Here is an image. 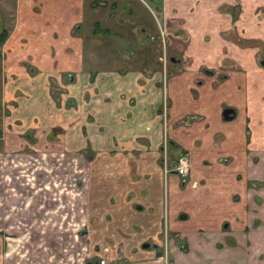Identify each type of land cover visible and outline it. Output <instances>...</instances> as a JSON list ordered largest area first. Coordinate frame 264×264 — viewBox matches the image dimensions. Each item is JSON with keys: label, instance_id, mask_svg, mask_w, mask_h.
<instances>
[{"label": "crops", "instance_id": "0c3cea01", "mask_svg": "<svg viewBox=\"0 0 264 264\" xmlns=\"http://www.w3.org/2000/svg\"><path fill=\"white\" fill-rule=\"evenodd\" d=\"M97 1L99 0H16V26L0 45V81L6 84V98L16 104L5 116L7 123L12 119L11 134L21 135L29 129L33 130L34 139L41 132L56 129L59 131L56 142H62L68 149L81 146L94 151L95 157L104 160L101 163L116 158L109 155L122 154L125 149L149 146L151 151L159 150L166 137L174 138L173 141L186 147L189 154L191 167L188 181L184 185L185 190L180 193L175 189L176 175L168 177L165 169L152 166L153 159L145 160L142 161L144 166L139 173H148L151 183L155 182V189L148 185L150 181L147 182L142 177L133 180L129 176L131 185L125 186L122 193L117 195L113 190L107 192L118 199L109 211H113L115 215L131 212L128 210L129 204L122 199L124 193L129 191L131 197L136 198L134 203L141 204L134 205L139 222L136 229L141 231V235L145 234L143 230H149L146 233L149 236L159 233L163 214H167L169 219L170 214L175 218L177 209L185 210L186 219L169 221L168 231L173 232L174 236L163 243L157 239L153 247L141 248L140 244L144 240L137 234L123 253L137 261L149 260L141 264H264V192L259 195L262 203L256 204L257 211L253 212V217L259 220H251L247 207L253 203L248 196L249 189L244 188L240 181H235L233 176L232 179H227L225 165L222 166L215 160L218 156L215 150L223 153L242 148L239 131L247 112L243 109V102L237 108L225 101L226 106L237 109V116L234 120L223 121L220 118V108L224 103H220L219 93L211 89L213 82L210 76L199 87V94L193 97L190 86L194 81L195 69L200 70V67L193 64L190 66L193 72L188 70L189 73L177 71L178 66L173 71L168 69L166 93L172 100L168 109V118L171 119L167 121L169 126L163 137L161 122L155 117L159 115L158 107L162 99L161 70L155 59L159 47L154 49L153 46L140 42L145 24L136 20L133 23L131 18L134 17L135 9H121L124 3L122 0H100L107 1V5H99ZM185 1L189 4L194 0H149L150 5L158 10L162 21H157L153 31L158 32L165 26L163 18L166 14L169 16L171 6L177 7V13L183 15L185 12L180 6ZM114 5L117 7V15L109 14L113 10L110 6ZM146 5L149 13L150 7L147 3ZM125 12L128 15L123 14ZM193 14L190 15V20L193 19ZM85 17L91 21V35L105 38L98 41L100 44L94 43L88 48L96 49L97 55L84 47L82 36L78 34L88 24L84 23ZM179 25H182L181 22ZM187 26L188 30H198L193 24ZM166 27L168 32L169 26ZM125 28L135 32L123 33ZM257 32H264V27L258 28ZM114 36H133L135 48L130 43L126 46L128 50L112 47L111 39ZM87 53L91 59L87 57ZM228 72L227 77L233 78L226 86L227 96L223 97L226 100L235 98L240 79L241 82L244 81V78L232 73V69ZM52 88L57 91L56 95ZM182 90L188 93V98L179 97ZM262 105L264 109L263 101ZM194 109L201 110L202 119L194 118L191 123L180 125L174 122L184 112ZM216 109L219 111L218 118ZM249 113L264 126V111L254 114L251 109L248 115ZM15 120L16 124L13 123ZM207 124L212 131L222 132L228 142L213 149L209 146L210 135L202 139L196 150H192L188 145H191L190 142L196 136L202 138L203 134H209L210 129L205 128ZM182 132L187 134L186 138H183ZM240 159V156H235L229 164V172L231 168L240 167ZM121 162L118 161L119 168H123L124 174L128 175L125 172L129 169ZM108 177L110 181H119L124 175L115 172L112 175L104 174V179ZM250 177L262 180L264 171ZM124 181L122 179L123 183ZM167 181L172 191L171 209ZM192 181L204 182L205 188L201 191L191 187ZM140 186H145L146 189L142 195ZM211 191L216 192L218 199L213 203V209H210L209 202L203 205L204 199L202 200L203 196H210ZM232 193L239 195L237 201L233 200ZM156 198H163V209L158 212L159 208H156L152 213L150 202ZM216 203L218 206L215 210ZM145 213L151 216V220L147 219L149 224H142L140 220ZM197 217L200 219L191 221ZM119 227L122 232L127 226ZM156 244L160 246L159 250L163 246V250L167 251L164 263L156 259L160 253ZM108 256L111 259L109 253Z\"/></svg>", "mask_w": 264, "mask_h": 264}, {"label": "rangeland", "instance_id": "374dc122", "mask_svg": "<svg viewBox=\"0 0 264 264\" xmlns=\"http://www.w3.org/2000/svg\"><path fill=\"white\" fill-rule=\"evenodd\" d=\"M122 1L124 3L121 5V9L129 7L135 9L134 17L131 18L133 23L136 20L145 24V31L141 33L140 42L153 46L154 49H157L156 47L159 45L161 55L165 52L167 61L165 68L163 69V61L158 66L162 73L164 70H166L165 73L168 72V69L173 71L175 66H178L177 71L184 70L185 73H189L187 71L190 70L193 72L190 66L195 64L196 67H200L201 73L195 69L193 84H195L196 92L192 91L191 95L197 96L200 92L199 85L203 81H207L211 75L210 78L213 82L211 89L219 93L220 103L225 104L226 101L237 107L240 102H243V109L247 112L244 114L239 131L243 142L242 148H236L235 151H223V153L221 150L220 152L215 150L218 153L215 160L222 166L225 165L227 179H232L233 176L234 180L240 181L244 188H252L256 191L248 190L251 201L252 196L256 201H261V197L258 196L263 195L261 192H264V179L250 181L252 180L250 175L253 176L259 171L261 173L264 171V126L250 113L248 115V112L251 109L254 114L264 111L262 107V101L264 102V66L260 65V61H264V32H257L258 28L264 27V0H194L189 4L185 1L184 5L180 6L185 13L178 14L177 7L171 6L169 16L166 14L163 18L165 26H162L159 32L153 31L159 16L156 8L150 5L149 0ZM145 2L150 7V10L147 9L149 13L146 11ZM105 3L106 1H97L99 5ZM193 12L195 13L193 14ZM17 13L16 0H0V32H5V39L16 26ZM191 14H193L192 20L189 19ZM160 20L159 22H162ZM85 22L88 24H85L83 31L78 34L82 36L84 47L88 49L94 43L100 44L98 41L105 38L91 35L89 32L92 27L89 24L91 21L85 17ZM180 22L182 25H179ZM191 24L198 30H188L187 25ZM166 26H169L168 32ZM117 32L121 31L117 30ZM122 32L135 31L125 28ZM71 33L76 35L75 32ZM111 40L112 47L128 50L126 46L130 43L135 48L133 36L131 38L128 36L115 37ZM88 50L98 54L96 49ZM170 55L176 58L175 63H170L167 60ZM87 57L91 59L88 53ZM155 59L158 60L157 57ZM1 69L0 61V71ZM230 69H232V73L244 78V81L241 82L240 79V85L235 90L237 93L235 98L226 100L224 99L227 96L226 86L233 78L232 76L227 77ZM163 82L164 80H162ZM5 89L6 84L0 81V130L3 133V139L0 138V264H76L79 258L84 256L85 251H89L88 256H91L93 252L102 254L101 248L105 246L109 247L108 253L112 257L108 262L127 264L129 258L123 256L122 248L125 252L126 246L130 245V240L132 241L141 232L136 229V224L139 223L134 212L136 198H132L129 191H126L122 199L129 204L128 210L131 212L115 215L109 209L116 205L118 199L107 192L113 190L114 194L122 193L125 186L131 185L129 176L133 177V180L142 177L149 182L151 176L149 177L148 173L144 171L142 175L139 173L144 166L142 161H152L151 159H153L152 166H158L164 170V166L172 165V158L176 155L188 154L186 147L173 141L174 138L166 137V139L164 138L166 142L161 143L159 150L151 151L149 146L137 147L134 150L125 149L122 154L109 155L111 158L114 156L116 158L101 163L104 160L95 157L94 151H89L81 146L68 149L62 142H56L55 140H58L56 135L59 133L56 129H51L50 134L45 131L41 132L35 138L36 141L31 143L24 139L23 134L5 132V127H11L12 124V119L8 120L10 125L6 122L7 113L5 110L9 111L11 105L16 107L14 101L6 98L8 96L5 95ZM186 89L188 90V85ZM187 95L188 93L182 90L179 97L186 99ZM170 98L167 93L162 95L161 104L158 107L159 115L155 116L161 122L163 137L166 136L169 126L167 121L171 119L168 118L169 104L172 102ZM216 112L218 118V109ZM201 115H203L201 110H188L174 122L179 125L191 123L195 120L194 118L202 119ZM13 123L16 124V120ZM205 128L210 129L209 134H203L202 138L196 136L190 142L191 145H188L192 150H196L201 145L202 139L204 140L210 135L211 145L209 146L213 149L219 148L221 143L228 142L222 132L212 131L208 124ZM25 133L30 136L33 134L32 131H25ZM43 133L47 134L46 139ZM82 133H84L83 130ZM186 135L185 133L183 138H186ZM50 138L53 140L50 141ZM237 155L241 157V165L231 168V172H229V164ZM118 161L125 163V168L129 169L125 172L128 175L124 174L123 168H119ZM258 168H260L259 171H257ZM113 171L124 175L122 178L125 180L124 183L122 179L119 181H110L109 177L104 179V174L112 175ZM167 173H169L168 177L172 174L171 171ZM160 178L162 183V177ZM175 179L177 181L175 189L182 193L187 182L183 183L179 177H175ZM168 183L169 181H167V186ZM148 185L155 189V182L151 183L150 181ZM204 185L202 181L196 182V188L201 191L205 188ZM168 187L171 209L172 191L170 186ZM139 190L142 195L146 190L145 186H140ZM232 198L237 201L239 195L232 193ZM202 200L203 205L209 202L210 209H213V203L218 200L216 192L211 191L210 196L205 195ZM163 201V198H156L150 202L152 213L156 211V208H159L158 212L162 211ZM199 202L201 201L199 200ZM217 206L216 203L215 210ZM247 207H249L250 219L258 221L257 217H253V212L257 211L258 206L253 202ZM175 209L176 207L173 210ZM175 212V218L170 214V219L167 214H163L159 233L149 236L146 234L149 230H143L142 232L145 234L141 235V233L138 237L141 240L158 239L162 243L164 238L173 237V232H169L168 228L163 225L164 219H169V221L186 219L185 210L177 209ZM140 218L142 224H149L147 219L151 220V216L147 213ZM199 219V217L192 218L191 221ZM119 225L127 227L121 232ZM128 233H134V235ZM148 241L153 242L152 240ZM163 248L161 246V250H159L161 254L164 251ZM132 261L136 263V260Z\"/></svg>", "mask_w": 264, "mask_h": 264}, {"label": "flooded vegetation", "instance_id": "af4514ba", "mask_svg": "<svg viewBox=\"0 0 264 264\" xmlns=\"http://www.w3.org/2000/svg\"><path fill=\"white\" fill-rule=\"evenodd\" d=\"M108 4V2L106 1V3L104 4V5H107ZM145 5H146V2L144 3ZM101 5H103V4H101ZM147 6V5H146ZM110 9H113V10H111V13H109V14H112V15H117V12H116V10H117V7H116V5H114V6H110ZM120 10V9H119ZM124 12V11H123ZM156 12H157V14H158V16H159V18H157V21H159L160 20V15H159V12H158V10L156 9ZM121 14V13H120ZM120 14H118V15H120ZM123 14H125V15H128V12H125V13H123ZM159 32V31H158ZM157 47H159V50H158V55H157V59L158 60H156L158 63H159V66L161 65V61H163V63H164V66H163V69L165 68V65H166V55H165V52L161 55V47L159 46V45H157ZM160 55V56H159ZM175 59L176 58H174L173 56H168L167 57V60L170 62V63H175L176 61H175ZM260 65H262V66H264V61H260ZM165 71L166 70H164V73H162L161 72V78H162V76H163V79H161V83L160 84H162V85H160V87L162 88V95L164 94V93H166V81H167V79H168V72H166L165 73ZM199 72H200V70H199ZM201 73V72H200ZM209 76H211V75H209ZM162 80H164V82L162 83ZM202 83H204V81L202 82ZM202 83L199 85V86H202ZM199 86H197V87H199ZM194 87H195V84H192L191 86H190V91L192 92V91H195L194 90ZM193 89V90H192ZM52 91H53V94L54 95H56V92H55V90H54V88H52L51 89ZM196 92V91H195ZM193 97H195L194 95H192ZM54 98H55V96H54ZM223 106H221V108H220V118L223 120V121H231V120H234L235 118H236V116H237V109L236 108H234V107H232V106H226L225 104H222ZM7 106H9V105H7ZM10 108L11 107H13L12 105L11 106H9ZM224 108H230L231 110H232V113H229L230 115H232V117L230 118V119H227V120H224L223 119V117H222V115H221V111H222V109H224ZM165 109V108H164ZM6 112L5 113H8V111L7 110H5ZM6 129H5V132H10V133H12L11 132V127L9 126V127H5ZM26 131H32L33 132V130H26ZM47 134H50V131L49 132H47ZM47 134L45 135V138L47 137ZM22 135V134H21ZM23 137H24V139L25 140H27L28 142L30 141L31 143H34L36 140H35V138L33 139V134L30 136L28 133H23V135H22ZM0 138H2L3 139V133L1 132V130H0ZM50 141L51 140H53V139H49ZM166 142V140L164 141V143ZM165 155V154H164ZM180 156H184L185 158H186V160H187V162H188V168H187V171H186V173L185 174H183V175H178V174H176V173H174L173 172V170H172V168H173V165L175 164V161H176V159L178 158V157H180ZM89 159H91V158H89ZM190 167H191V165H190V159H189V156H188V154H179V155H176L174 158H172V165L170 166V167H165L164 166V169H165V173L167 174V172H172V174L173 175H176L177 177H179L180 179H181V181H183V183H186L187 181H188V179H187V181H185L186 180V178H189V174H190ZM169 174V173H168ZM250 181H262L261 179H255V180H250ZM196 182L197 181H192L191 183L192 184H194V185H191V187H196ZM258 183H261V182H258ZM263 185H264V183H263ZM250 191H253V192H256L254 189H252V188H248ZM259 190V189H258ZM259 198H260V196H258ZM252 201L255 203V204H261L262 202L261 201H256L255 200V198H254V196H252ZM259 200V199H258ZM134 205H136V206H141V204L140 203H135ZM135 208V207H134ZM168 223H169V219H164V226L165 227H167V225H168ZM168 228V227H167ZM163 233H164V231H163ZM148 240H152L153 242H151V241H148ZM166 240V238H164V241ZM155 241L156 240H153V239H146V240H144V241H142V243L140 244V247L141 248H148V247H153L155 244ZM144 243H148V246H146V247H142L141 245L142 244H144ZM152 245V246H151ZM157 246V245H156ZM114 247H116V246H114ZM120 247H122V245H120ZM158 247H160V246H158ZM117 248V247H116ZM122 254H123V250H122ZM123 256H126V257H128L129 258V260H128V262H127V264H136L137 263V260L136 259H133V258H131L130 256H127V255H125V253L123 254ZM94 257H92V256H90V258H89V261H91L92 259H93ZM111 259H112V257H111ZM110 259V260H111ZM118 259V258H117ZM136 260V263H135V261H132V260ZM158 261H164V262H166V260H167V251H163L162 252V254H161V252L159 253V255L157 256V258H156ZM147 261H149V260H142V261H139L138 260V263H143V262H147Z\"/></svg>", "mask_w": 264, "mask_h": 264}, {"label": "built area", "instance_id": "2783aa9c", "mask_svg": "<svg viewBox=\"0 0 264 264\" xmlns=\"http://www.w3.org/2000/svg\"><path fill=\"white\" fill-rule=\"evenodd\" d=\"M188 168V162L184 156H180L176 159L175 164L173 165V172L178 175H183L186 173ZM87 249V248H86ZM108 250L109 247L105 246L101 249L102 254H98L95 252V254H91L92 257H94L91 261H89L90 256H88L89 251H85V254L83 257L79 258V260L76 262V264H111V262H108L109 256H108Z\"/></svg>", "mask_w": 264, "mask_h": 264}, {"label": "water", "instance_id": "95a60500", "mask_svg": "<svg viewBox=\"0 0 264 264\" xmlns=\"http://www.w3.org/2000/svg\"><path fill=\"white\" fill-rule=\"evenodd\" d=\"M229 113H232V110L230 108L222 109L221 115H222L224 120L230 119L232 117V115H230ZM141 246L146 247V246H148V243H144Z\"/></svg>", "mask_w": 264, "mask_h": 264}, {"label": "trees", "instance_id": "16d2710c", "mask_svg": "<svg viewBox=\"0 0 264 264\" xmlns=\"http://www.w3.org/2000/svg\"><path fill=\"white\" fill-rule=\"evenodd\" d=\"M5 37H6L5 32L4 31L0 32V45L3 43Z\"/></svg>", "mask_w": 264, "mask_h": 264}]
</instances>
